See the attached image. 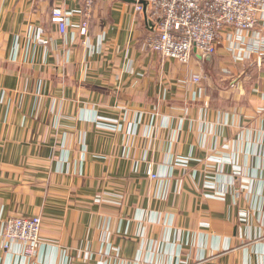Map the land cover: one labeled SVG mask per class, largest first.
Listing matches in <instances>:
<instances>
[{
    "label": "crops",
    "instance_id": "0c3cea01",
    "mask_svg": "<svg viewBox=\"0 0 264 264\" xmlns=\"http://www.w3.org/2000/svg\"><path fill=\"white\" fill-rule=\"evenodd\" d=\"M85 1L0 0V264H264V57L242 50L264 32L183 65L131 0H94L82 36ZM14 217L42 220L33 258Z\"/></svg>",
    "mask_w": 264,
    "mask_h": 264
},
{
    "label": "built area",
    "instance_id": "2783aa9c",
    "mask_svg": "<svg viewBox=\"0 0 264 264\" xmlns=\"http://www.w3.org/2000/svg\"><path fill=\"white\" fill-rule=\"evenodd\" d=\"M42 1V0H35ZM137 15L147 18L151 33L145 38L146 50L167 59L188 65L196 55L211 57L216 54L227 29L264 32V0H131ZM94 8V0H86L82 11L84 21L80 33L87 36L88 20ZM72 12L56 7L52 22L65 33ZM239 37L236 48L241 49ZM242 50L258 63L264 57V39L255 38ZM200 76L193 83L200 84ZM42 220L40 217H14L4 224L2 239L6 249L13 245L33 258L40 245Z\"/></svg>",
    "mask_w": 264,
    "mask_h": 264
}]
</instances>
